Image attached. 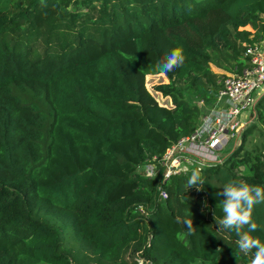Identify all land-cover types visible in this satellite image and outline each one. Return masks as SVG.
I'll use <instances>...</instances> for the list:
<instances>
[{
    "label": "trees",
    "instance_id": "1",
    "mask_svg": "<svg viewBox=\"0 0 264 264\" xmlns=\"http://www.w3.org/2000/svg\"><path fill=\"white\" fill-rule=\"evenodd\" d=\"M263 37L264 0H0V264H251L217 230L216 193L264 187V92L220 162L138 167L194 131ZM174 48L183 64L157 70ZM155 73L168 104L144 84ZM252 219L264 243V204Z\"/></svg>",
    "mask_w": 264,
    "mask_h": 264
},
{
    "label": "built area",
    "instance_id": "2",
    "mask_svg": "<svg viewBox=\"0 0 264 264\" xmlns=\"http://www.w3.org/2000/svg\"><path fill=\"white\" fill-rule=\"evenodd\" d=\"M242 53L246 62L239 71H232L223 77L212 105L200 116L194 131L179 137L158 158L152 156L141 163L138 169L142 174L152 178L160 173L161 179H165L171 173L184 170L183 162L206 165L221 161L223 157L219 151L247 124L252 116L249 109L264 92V39L245 43ZM201 103V100L197 101L198 105ZM244 109H248V113L238 118ZM159 192L165 195L163 189ZM134 264L152 263L138 258Z\"/></svg>",
    "mask_w": 264,
    "mask_h": 264
},
{
    "label": "clouds",
    "instance_id": "3",
    "mask_svg": "<svg viewBox=\"0 0 264 264\" xmlns=\"http://www.w3.org/2000/svg\"><path fill=\"white\" fill-rule=\"evenodd\" d=\"M184 59L182 50L174 48L170 53L166 54L163 63L156 65V68L161 72H171L180 67ZM204 183L201 169L197 168L192 171L191 176L187 180L186 188L195 187L200 190L203 188L202 185ZM221 189L222 191L217 192L216 195L224 197L221 202L224 215L219 220H216L215 217V221L219 225L217 230H234L238 236L236 243L239 252L247 255L255 250L251 264H264V243H261L258 237L252 235L260 228L252 219V211L256 205L264 204V187L229 179L223 184ZM178 222L181 221L178 220ZM182 222L188 229H193L192 217L184 219ZM235 255L238 260L236 252Z\"/></svg>",
    "mask_w": 264,
    "mask_h": 264
},
{
    "label": "rangeland",
    "instance_id": "4",
    "mask_svg": "<svg viewBox=\"0 0 264 264\" xmlns=\"http://www.w3.org/2000/svg\"><path fill=\"white\" fill-rule=\"evenodd\" d=\"M166 81V77L164 76V74L163 73H155V74H147V75H145V77H144V84H145V86L148 88V90L151 92V94L156 98V100L159 102V103H163V104H168L169 103V99L167 98V97H165V96H161L158 92H156L154 89H153V85H155L156 83H159V82H165ZM202 104V103H201ZM201 104H199V105H201ZM202 106V113H201V115L202 114H205L208 110H209V108H210V106H204V105H201ZM247 110L248 109H244L242 112H240L239 113V115L237 116L238 118H242V114L244 115L245 113H248L247 112ZM249 111H252V116L250 117V120L247 122V124L246 125H248V123L252 120V117L254 116V113H255V111H254V109L253 108H251V109H249ZM247 115V114H246ZM245 125V126H246ZM244 126V127H245ZM240 133H241V131L238 133V134H236L235 136H232L229 140H228V142L223 146V148L219 151V155L220 156H222V157H224V155L231 149V148H233L235 145H237L238 144V142H239V138H240ZM182 166H183V169H186V168H188V167H190V166H197V167H199V166H202V165H200V163L199 162H191V163H189V162H183V164H182Z\"/></svg>",
    "mask_w": 264,
    "mask_h": 264
},
{
    "label": "crops",
    "instance_id": "5",
    "mask_svg": "<svg viewBox=\"0 0 264 264\" xmlns=\"http://www.w3.org/2000/svg\"><path fill=\"white\" fill-rule=\"evenodd\" d=\"M264 39V37L262 38V40ZM252 113V111H250V114Z\"/></svg>",
    "mask_w": 264,
    "mask_h": 264
},
{
    "label": "water",
    "instance_id": "6",
    "mask_svg": "<svg viewBox=\"0 0 264 264\" xmlns=\"http://www.w3.org/2000/svg\"><path fill=\"white\" fill-rule=\"evenodd\" d=\"M252 114V113H251Z\"/></svg>",
    "mask_w": 264,
    "mask_h": 264
}]
</instances>
